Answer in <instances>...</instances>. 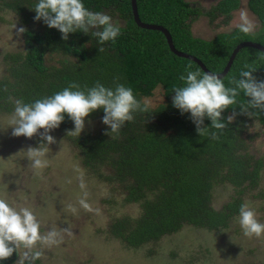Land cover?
Masks as SVG:
<instances>
[{
    "label": "trees",
    "instance_id": "16d2710c",
    "mask_svg": "<svg viewBox=\"0 0 264 264\" xmlns=\"http://www.w3.org/2000/svg\"><path fill=\"white\" fill-rule=\"evenodd\" d=\"M34 3L35 0H0V22H6L5 15L13 14L25 30L23 46L0 56L5 69L0 76V112L12 114L15 98L30 103L71 83L81 89L96 82L110 88L117 83L132 88L147 111L135 113L118 135H106L110 129L101 122L103 111L99 109L85 122L99 121L100 129L69 135L79 149L83 167L100 180L119 187L124 205L139 207L138 216L114 218L110 225L112 236L125 248L155 244L186 227L209 233L225 231L238 215L246 195L260 190L264 197V157L251 156L244 137L252 120L264 126V111L241 112L240 106L247 105L248 99L241 93L237 104L222 114L225 118L233 116L232 122L223 130L212 129L217 132V139L199 136L190 115H181L172 106L171 98L173 88L183 83L179 77L186 75V66L204 71L194 61L175 55L162 32L139 27L131 0H84L90 10L107 11L112 18L124 22L115 42L104 45L82 32L62 39L57 29L34 20ZM239 5L240 0H220L202 13L186 0H137L143 23L168 29L178 51L195 56L215 73L225 69L240 43L251 41L264 46V0L247 2L261 24L257 37L238 26L206 40L194 36L191 21L203 14L211 21L223 16L229 23ZM245 65L255 69L253 75L257 79H264V52L246 47L223 78L226 86H231L230 79L238 78ZM159 87L166 102L149 107L143 99L152 97ZM210 123L205 119L203 126ZM73 127L66 117L57 129L67 133ZM224 184L231 186L233 195L217 208L215 192ZM16 259L14 252L3 264H14Z\"/></svg>",
    "mask_w": 264,
    "mask_h": 264
},
{
    "label": "rangeland",
    "instance_id": "374dc122",
    "mask_svg": "<svg viewBox=\"0 0 264 264\" xmlns=\"http://www.w3.org/2000/svg\"><path fill=\"white\" fill-rule=\"evenodd\" d=\"M186 1L205 13L220 0ZM247 2L240 0L229 23L223 16L213 21L203 14L196 17L191 21L192 33L195 37L211 40L238 26L250 25L249 32L257 37L261 24L249 10ZM104 13L109 15L107 11ZM13 17V14H7L4 16L6 22H0V56L23 46V34L18 31L20 24ZM112 20L124 26L120 18ZM1 60L0 57V76L5 71ZM143 101L149 107L166 102L163 89L157 88L152 97ZM11 118L12 114L0 112V198L33 208L43 219L45 230L52 225L57 230L67 228L71 233H62L61 245L41 249L42 255L35 264H264V236L243 235L236 219L225 231L209 233L186 227L179 234L164 237L155 244L139 249L125 248L112 236L110 225L114 218L138 216L139 207L124 205V194L119 187L100 180L97 174L83 167L79 149L66 131H51L56 143L49 145L46 166L32 168L22 150L37 146L40 136H12L11 128H8ZM100 128L99 121L85 122L82 132H96ZM244 137L250 155L255 159L263 158L264 126L252 120ZM68 179L71 183H67ZM81 180L84 189L79 186ZM232 195L230 185H221L215 192V206L220 208ZM81 198L88 202L89 209L79 205ZM244 201L264 223V197L260 196V190L246 195ZM19 252L22 254L23 249Z\"/></svg>",
    "mask_w": 264,
    "mask_h": 264
},
{
    "label": "clouds",
    "instance_id": "9594fccd",
    "mask_svg": "<svg viewBox=\"0 0 264 264\" xmlns=\"http://www.w3.org/2000/svg\"><path fill=\"white\" fill-rule=\"evenodd\" d=\"M32 9L35 11L34 20L43 21L48 28L57 29L64 40L68 39L70 33L82 32L90 34L99 45H104L106 42H115L121 34L119 25L113 22L110 15L90 10L84 0H35ZM242 30L248 32L251 26H242ZM18 31L23 33L25 30L21 27ZM99 51L103 52L104 48L100 47ZM254 71V68L245 65L238 78L230 79L231 86H226L217 73H201L186 66V75L179 77L183 83L173 88L172 106L181 115H190L199 136L208 135L215 140L217 132L212 129L223 130L232 122L233 116L225 118L222 114L237 104V97L241 93L248 98L247 105L240 106L241 112L247 113L250 109L264 111V79H257L253 75ZM13 104L8 126L12 136H40L37 146L22 150L34 169L46 166L49 145L56 143L50 133L59 128L66 117L74 126L67 134L80 135L86 118L96 110H102L101 122L110 129L106 135H118L124 124L134 119L135 113L147 111L146 105L136 98L132 88L122 83L110 88L96 82L86 89L71 83L50 96L30 103L15 98ZM205 119L211 122L208 126H203ZM67 183H71V179ZM79 186L85 188L82 180ZM84 195H87L86 191ZM79 205L89 209L88 202L83 198L79 200ZM235 219L243 235L257 238L264 236V223L257 219L255 210L248 203L239 206ZM62 233L71 234L67 228L57 230L52 225L45 230L43 219L33 208L0 198V264L14 252L17 254L14 264H35L42 255L41 249L61 245L64 239ZM20 249H23L22 254Z\"/></svg>",
    "mask_w": 264,
    "mask_h": 264
},
{
    "label": "water",
    "instance_id": "95a60500",
    "mask_svg": "<svg viewBox=\"0 0 264 264\" xmlns=\"http://www.w3.org/2000/svg\"><path fill=\"white\" fill-rule=\"evenodd\" d=\"M131 4H132V12H133L134 21L139 27H141L143 29H147V30H153V31L162 32L165 35L166 39H167V42H168L170 50L175 55H177L178 57H181V58H185V59H189V60L194 61L195 63H197L201 67V69L204 72L205 71L212 72V71L208 70V68L204 65V63L201 60H199L198 58H196L195 56L187 54V53H184L182 51H178L176 49L175 45H174V41H173L172 35H171V33L169 32L168 29L164 28L163 26L156 25V24L143 23L141 21V18H140L139 12H138L137 0H131ZM246 47H252V48H255V49H258V50L264 52V46H262V45H260L258 43H254V42H251V41L242 42L234 49V51H233V53H232L227 65H226L225 69L221 73H217V74L219 76H221L222 78L227 76V74L229 73V71H230V69L232 67V64H233L234 60L236 59V57L238 55V53L243 48H246Z\"/></svg>",
    "mask_w": 264,
    "mask_h": 264
}]
</instances>
